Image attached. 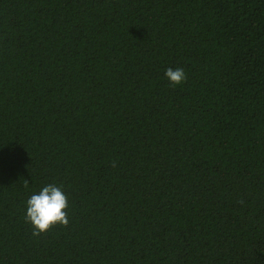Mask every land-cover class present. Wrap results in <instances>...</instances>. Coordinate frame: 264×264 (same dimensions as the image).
<instances>
[{
    "label": "trees",
    "instance_id": "16d2710c",
    "mask_svg": "<svg viewBox=\"0 0 264 264\" xmlns=\"http://www.w3.org/2000/svg\"><path fill=\"white\" fill-rule=\"evenodd\" d=\"M0 264H264V0H0Z\"/></svg>",
    "mask_w": 264,
    "mask_h": 264
},
{
    "label": "clouds",
    "instance_id": "9594fccd",
    "mask_svg": "<svg viewBox=\"0 0 264 264\" xmlns=\"http://www.w3.org/2000/svg\"><path fill=\"white\" fill-rule=\"evenodd\" d=\"M172 85H180L186 80L182 68H168L164 73ZM68 201L62 187L56 184H47L34 191L25 203V219L29 222L34 232L40 234L47 231L55 224L67 225Z\"/></svg>",
    "mask_w": 264,
    "mask_h": 264
}]
</instances>
